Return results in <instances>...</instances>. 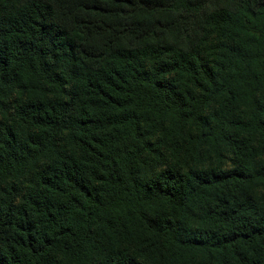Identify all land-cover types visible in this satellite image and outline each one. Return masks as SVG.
<instances>
[{
  "label": "trees",
  "instance_id": "trees-1",
  "mask_svg": "<svg viewBox=\"0 0 264 264\" xmlns=\"http://www.w3.org/2000/svg\"><path fill=\"white\" fill-rule=\"evenodd\" d=\"M0 264H264V0H0Z\"/></svg>",
  "mask_w": 264,
  "mask_h": 264
}]
</instances>
